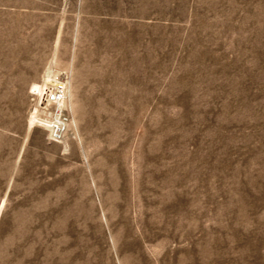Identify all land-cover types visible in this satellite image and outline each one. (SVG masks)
<instances>
[{
    "label": "rangeland",
    "instance_id": "1",
    "mask_svg": "<svg viewBox=\"0 0 264 264\" xmlns=\"http://www.w3.org/2000/svg\"><path fill=\"white\" fill-rule=\"evenodd\" d=\"M0 264H264V0H0Z\"/></svg>",
    "mask_w": 264,
    "mask_h": 264
},
{
    "label": "built area",
    "instance_id": "2",
    "mask_svg": "<svg viewBox=\"0 0 264 264\" xmlns=\"http://www.w3.org/2000/svg\"><path fill=\"white\" fill-rule=\"evenodd\" d=\"M31 119L47 132L50 143L65 144L74 137L71 118L67 111L69 83L67 78H55L30 88Z\"/></svg>",
    "mask_w": 264,
    "mask_h": 264
},
{
    "label": "bare ground",
    "instance_id": "3",
    "mask_svg": "<svg viewBox=\"0 0 264 264\" xmlns=\"http://www.w3.org/2000/svg\"><path fill=\"white\" fill-rule=\"evenodd\" d=\"M47 77H50L49 75H46ZM47 83V82H46ZM30 124L31 125H33L34 124V120L33 119H31V122H30Z\"/></svg>",
    "mask_w": 264,
    "mask_h": 264
}]
</instances>
